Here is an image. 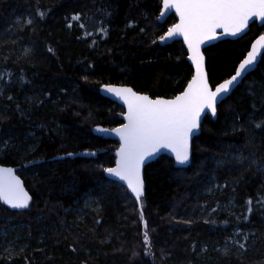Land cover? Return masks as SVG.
Masks as SVG:
<instances>
[{"label":"trees","instance_id":"obj_1","mask_svg":"<svg viewBox=\"0 0 264 264\" xmlns=\"http://www.w3.org/2000/svg\"><path fill=\"white\" fill-rule=\"evenodd\" d=\"M160 9L0 0V164L19 167L32 195L22 212L0 202V264H264V53L217 118H204L188 168L158 157L139 202L104 176L118 144L92 129L122 124L124 111L100 87L173 98L193 74L181 41L159 44L176 23H159ZM260 34L253 23L204 51L212 86ZM85 151L95 156L70 157Z\"/></svg>","mask_w":264,"mask_h":264},{"label":"snow or ice","instance_id":"obj_2","mask_svg":"<svg viewBox=\"0 0 264 264\" xmlns=\"http://www.w3.org/2000/svg\"><path fill=\"white\" fill-rule=\"evenodd\" d=\"M170 6H175L180 12L182 23L169 29L168 36L183 32L189 48L194 53L197 79L189 85V91L177 96L173 101H150L146 96L135 97L131 89H108L109 92L124 98L129 104V124L125 125L124 129L115 130L124 140L125 147L121 150L122 160L119 167L107 171L122 180H127L129 187L138 198L142 195L139 166L145 156L151 155L158 147H167L175 152L179 164L187 162L188 138L198 126L197 118L201 111L209 108L214 113L217 97L227 93L230 86L241 76L242 71H245L256 59L257 52L254 48L248 58L240 64L236 74L215 91L210 92L202 79L203 57L199 55L201 42L198 39L199 35H207L221 27L231 35H236L247 24L250 16L264 17V0H183L182 3L174 4L171 0H164V7ZM190 36L197 38L195 46ZM261 40H264V37H261ZM196 84L200 86L193 91V85ZM129 95L135 97L137 103L130 102ZM5 177L0 180V200L13 208H26L29 197L20 188L19 181L12 177L11 170L5 173ZM9 177L11 180L8 179Z\"/></svg>","mask_w":264,"mask_h":264},{"label":"water","instance_id":"obj_3","mask_svg":"<svg viewBox=\"0 0 264 264\" xmlns=\"http://www.w3.org/2000/svg\"><path fill=\"white\" fill-rule=\"evenodd\" d=\"M171 2L174 3H182L183 0H171ZM174 16L176 18V23L170 27L169 29L174 28L176 25H179L182 23L181 21V14L179 11H177L175 6H170L168 8L164 7V0H161V9H160V13L158 15V22L161 24H164L166 22V20L170 17V16ZM256 23L257 27H262L264 25V17H261L259 15H253L249 17V20L247 22V24L241 29L240 32H238L236 35H231L229 32H226L224 28H216L214 32L209 33L207 35L201 34L199 35L198 39L201 41L199 43V55L203 57V73H202V79L203 81L207 84V89L208 91H215L221 84L225 83L226 81L230 80L235 74L236 72L240 69V64L243 63V61L245 59L248 58V55L250 52L253 51V49L255 48L257 55H256V59L255 61L247 66L245 71H242L241 76L237 78V80L230 86V89L227 93H222L217 97V101L215 103V112L213 113V111L209 108H204L203 111H201L200 116L197 118V128L193 129L192 133L189 135L188 138V152H189V159L187 162H185L184 164H179L176 161V154L174 151H172L171 148H167V147H158L157 150L155 152H153L151 155L149 156H145L144 160L141 161L140 166H139V174H140V180L142 181V195L138 198L137 195L132 191V189L129 187L128 185V181L127 180H122L120 179V177L112 175L111 173H109L107 171V169L110 168H117L120 165V162L122 160V155H121V150L125 147V142L124 140L121 138V135L116 132V129H124L125 125L129 124V120H128V115H129V104L125 102V99L122 98L121 96H117L115 93L113 92H109L108 89L109 88H117V89H131L132 93L135 94V97H143L146 96L148 97V99L150 101H156V100H163V101H173L176 99L177 96H182L185 92L189 91V85L193 84V81L195 79H197V68H196V63L194 60V53L193 50L189 48V44L188 41L185 39V36L183 34V32H177L175 33L173 36L169 37L168 36V31L169 29L162 35V37L159 39V44L164 46V45H169L173 42L176 41H181L182 45L184 46L187 56H186V61L187 63L191 66L193 74L190 78V80L188 81V83L185 85L184 89L177 94L175 97L173 98H165V97H157V98H152L147 94H143V93H139L137 91H135L132 87L130 86H126V85H113V84H104L100 87V94L109 99L110 101L120 105L124 112L122 114H120L119 119L122 121V124L114 127V128H108V127H103L100 125H96L93 127L92 129V133L97 136V137H101L105 140H112L118 143V147L116 149V151L114 152V156L116 158L115 163L112 167L107 168L104 171V176L113 182H116L118 184H121L122 186L126 187L128 189V191L136 198V200L139 202L140 199L143 197L144 195V189H145V183H144V169L145 167L152 163L153 161H155L158 157L160 156H168L170 158L173 159V164L175 168L178 169H184V168H188L191 165V160H192V143L195 137H197L200 134V130H201V125L202 122L204 120V118L206 116H210L211 119L215 120L217 118V107L218 105H220L221 103L225 102L230 95L233 93V91L242 84L243 80L247 77V75H249L251 72H253L262 57V54L264 53V40H261V37H264V34H260L258 36H256L249 47V50L247 51L246 55L244 56V58L237 64L234 73L222 80L221 82L217 83L215 86H212L209 82V76H208V72H207V59L206 56L204 54V51L211 46H214L216 44H218L219 42L225 41V40H237L240 39L242 36H244L250 29V26ZM209 36H211V38H209ZM192 42L194 44V46L197 43V38L196 37H191ZM200 85L196 84L193 85V91L196 90V88H198ZM135 97L129 95L128 99L130 102H132L133 104L137 103V101L135 100ZM94 157L95 153L94 152H80L77 154H72L70 157ZM18 169L19 167H15V166H6L3 164H0V180L5 179V173L8 170H11V174L12 177L15 178L16 181H19V186L20 188L23 189L24 193H27L28 197H29V202H28V206L30 205L31 201H32V195L30 194L29 190L26 188L24 180L21 178V176L18 174ZM9 180H11V177L8 178ZM0 202L6 206L9 210L12 211H17V212H22L24 211L26 208H13L11 206H9L7 203H5L3 200H0Z\"/></svg>","mask_w":264,"mask_h":264},{"label":"rangeland","instance_id":"obj_4","mask_svg":"<svg viewBox=\"0 0 264 264\" xmlns=\"http://www.w3.org/2000/svg\"><path fill=\"white\" fill-rule=\"evenodd\" d=\"M230 158H232L233 157V155L232 154H230V156H229ZM115 160H116V158H115ZM19 170V169H18ZM218 188V185H213V187L212 188H207V190L209 191V192H211V191H213V190H215V189H217ZM208 192V193H209ZM2 233H4L5 234V237L7 238V239H12V240H10V242H7V243H12V242H14L15 244H17V236L15 237L13 234L12 235H10L8 232H6V231H2ZM6 243V244H7ZM6 244H3V246H5ZM2 246V247H3Z\"/></svg>","mask_w":264,"mask_h":264},{"label":"bare ground","instance_id":"obj_5","mask_svg":"<svg viewBox=\"0 0 264 264\" xmlns=\"http://www.w3.org/2000/svg\"><path fill=\"white\" fill-rule=\"evenodd\" d=\"M251 44V43H250ZM249 50V49H248ZM247 53V52H246ZM246 55V54H245ZM244 58V57H243Z\"/></svg>","mask_w":264,"mask_h":264}]
</instances>
